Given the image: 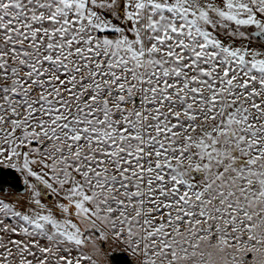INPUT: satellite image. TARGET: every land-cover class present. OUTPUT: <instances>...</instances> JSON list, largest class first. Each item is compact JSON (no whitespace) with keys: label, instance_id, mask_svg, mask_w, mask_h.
<instances>
[{"label":"snow or ice","instance_id":"obj_1","mask_svg":"<svg viewBox=\"0 0 264 264\" xmlns=\"http://www.w3.org/2000/svg\"><path fill=\"white\" fill-rule=\"evenodd\" d=\"M264 264V0H0V264Z\"/></svg>","mask_w":264,"mask_h":264},{"label":"water","instance_id":"obj_2","mask_svg":"<svg viewBox=\"0 0 264 264\" xmlns=\"http://www.w3.org/2000/svg\"><path fill=\"white\" fill-rule=\"evenodd\" d=\"M116 264H125V258L118 256L116 258Z\"/></svg>","mask_w":264,"mask_h":264}]
</instances>
